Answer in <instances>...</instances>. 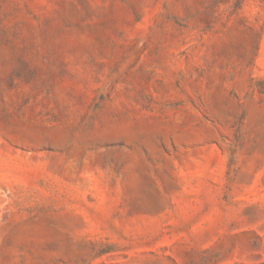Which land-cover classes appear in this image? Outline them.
I'll use <instances>...</instances> for the list:
<instances>
[{
    "label": "rangeland",
    "instance_id": "obj_1",
    "mask_svg": "<svg viewBox=\"0 0 264 264\" xmlns=\"http://www.w3.org/2000/svg\"><path fill=\"white\" fill-rule=\"evenodd\" d=\"M0 264H264V0H0Z\"/></svg>",
    "mask_w": 264,
    "mask_h": 264
}]
</instances>
